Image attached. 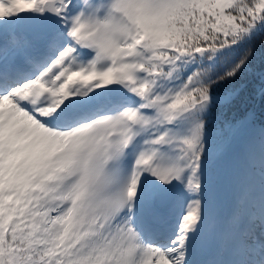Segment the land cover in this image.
<instances>
[{
    "label": "snow or ice",
    "instance_id": "1",
    "mask_svg": "<svg viewBox=\"0 0 264 264\" xmlns=\"http://www.w3.org/2000/svg\"><path fill=\"white\" fill-rule=\"evenodd\" d=\"M0 264H264V0H0Z\"/></svg>",
    "mask_w": 264,
    "mask_h": 264
},
{
    "label": "rangeland",
    "instance_id": "2",
    "mask_svg": "<svg viewBox=\"0 0 264 264\" xmlns=\"http://www.w3.org/2000/svg\"><path fill=\"white\" fill-rule=\"evenodd\" d=\"M226 211H227V198L226 195L222 193L213 209V213L214 215H220L225 213Z\"/></svg>",
    "mask_w": 264,
    "mask_h": 264
}]
</instances>
